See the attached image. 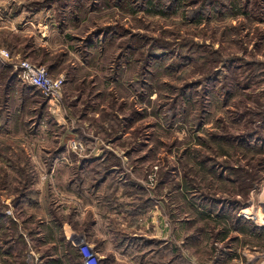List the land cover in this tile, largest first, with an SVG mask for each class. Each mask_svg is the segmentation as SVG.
<instances>
[{"label": "rangeland", "instance_id": "obj_1", "mask_svg": "<svg viewBox=\"0 0 264 264\" xmlns=\"http://www.w3.org/2000/svg\"><path fill=\"white\" fill-rule=\"evenodd\" d=\"M0 50V264L80 254L83 196L128 217L107 221L120 264L153 259L139 250L156 214L170 226L162 200L192 247L177 264H203L206 212L253 202L264 264V0H0ZM23 60L61 79L56 100L19 79Z\"/></svg>", "mask_w": 264, "mask_h": 264}, {"label": "crops", "instance_id": "obj_2", "mask_svg": "<svg viewBox=\"0 0 264 264\" xmlns=\"http://www.w3.org/2000/svg\"><path fill=\"white\" fill-rule=\"evenodd\" d=\"M27 22L30 23L31 21L27 20ZM33 23H35V25H33L36 26L33 28L36 31V34L38 33L45 41L49 37V32L55 30L53 23L49 20H45V18H39L37 21H33ZM84 195H86V192ZM80 196L82 197V195ZM86 197L87 196H83L82 200L84 199L85 201H82L83 203L79 209V215L76 216L78 217L77 233L96 251L101 264H120L122 261L112 255L116 240L113 241L114 235L112 238V233L108 227L107 221L108 217L112 214L118 215L123 224H126L128 217L123 211L119 213L115 212L107 214L109 212H104L105 210L101 208L102 206H99L96 198L94 200L89 196V201H87V199H85ZM163 201L164 200H162V206H160V211L169 217L170 226L167 229L164 228L160 223L158 214H156L157 216L153 219V223L150 224L151 230L149 229L150 233L152 231L149 236L155 237L152 246L153 248H146V241H143L144 238L139 241V243H144L143 246L146 248L145 250H139V257H141L140 255L142 252L147 251L144 255L150 251L154 252L153 259L152 257H149L148 260L146 258L147 255H143L144 257L142 256L144 264H149L150 261L154 264H177V246H180L183 242L186 247H190L189 252L192 253L191 244H187L188 242H186L182 237H179V230L181 227L179 226L178 217L176 216V211L178 209L177 204L171 200L167 203H163ZM256 209L257 206H254L253 202H251L248 207L236 211L237 215L234 214L226 216L223 214L222 210H220V212H216L217 209H215L214 212L210 211L204 214V224L212 225L214 232L212 234L211 232H208L210 238L205 241L206 245H204V248L207 246V249H203V264H216V262L212 263L210 260L212 249L211 238L216 231L218 232L217 241L221 246L217 264H243V262L245 264H253L252 262L258 258L259 250L257 242L260 236L259 229L261 228L259 226L260 224L253 220V215H255L254 212H257ZM240 212L243 213V216L240 215ZM86 216L88 217L87 219L90 220V224L88 226H84L82 224L84 223L83 221ZM102 216H106V218L104 219ZM243 223H245V226L242 225ZM116 230L124 231L126 234L132 236L143 235L140 234L142 233V228L138 230L139 232L137 234L132 232L134 229H132L131 226H127L124 229L117 228ZM207 231L208 230H206V232ZM186 254L187 261H190L193 264L191 259H194V256H189L188 253ZM65 261L66 264H81L78 250H75L73 257H69L68 259L66 258ZM188 263L189 262L184 264ZM42 264H59V261L56 258H53V256H49V260H44Z\"/></svg>", "mask_w": 264, "mask_h": 264}, {"label": "built area", "instance_id": "obj_3", "mask_svg": "<svg viewBox=\"0 0 264 264\" xmlns=\"http://www.w3.org/2000/svg\"><path fill=\"white\" fill-rule=\"evenodd\" d=\"M0 55L6 56L7 52L5 50H0ZM17 67V76L22 82L32 85L55 100L59 97L61 79L59 77L52 78L43 65L23 60L17 65ZM71 147L73 149H79L81 145L76 141H71ZM152 175L153 173L149 175V178L153 181ZM79 252L83 264L97 263L95 253L86 243L79 244Z\"/></svg>", "mask_w": 264, "mask_h": 264}]
</instances>
